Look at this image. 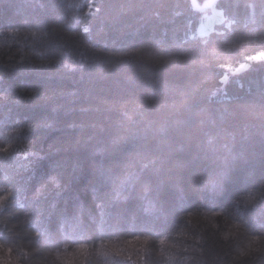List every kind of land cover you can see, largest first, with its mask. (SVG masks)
Segmentation results:
<instances>
[{
    "label": "trees",
    "instance_id": "trees-1",
    "mask_svg": "<svg viewBox=\"0 0 264 264\" xmlns=\"http://www.w3.org/2000/svg\"><path fill=\"white\" fill-rule=\"evenodd\" d=\"M260 54L264 0H0L9 264H264Z\"/></svg>",
    "mask_w": 264,
    "mask_h": 264
},
{
    "label": "rangeland",
    "instance_id": "rangeland-1",
    "mask_svg": "<svg viewBox=\"0 0 264 264\" xmlns=\"http://www.w3.org/2000/svg\"><path fill=\"white\" fill-rule=\"evenodd\" d=\"M202 17L203 18H201V20H200V23H202V24L199 23L198 30H200L201 27H206L208 25H212L213 22H214L213 21L214 18L215 19H218V20H221L222 19L221 13L219 11H216V10H214L212 12V15L211 16L209 15V16H202ZM208 17H210V18H208ZM261 59H264V55L263 54L256 55V56L252 57L250 60H261ZM245 66L246 65H241L236 70L237 71H240V70L244 69ZM221 80L222 81H225L226 80V77L224 76ZM108 248H109V251H113L112 250L113 247H108ZM84 249L85 248L82 247V246L79 247V248L78 247L74 248L72 250V252L69 254L70 259H72L71 261H73V262H79L80 258L85 254L84 253ZM0 259H2V263L1 264H9L10 259L7 256V253L4 252V254H2V251L1 250H0ZM57 260H60V258H57ZM69 264H73V263H69Z\"/></svg>",
    "mask_w": 264,
    "mask_h": 264
},
{
    "label": "water",
    "instance_id": "water-1",
    "mask_svg": "<svg viewBox=\"0 0 264 264\" xmlns=\"http://www.w3.org/2000/svg\"><path fill=\"white\" fill-rule=\"evenodd\" d=\"M191 2V5L192 7L195 9V10H200V11H203V10H206L208 8H212L214 7L215 3L217 2V0H206L204 1L201 5H199L196 0H190Z\"/></svg>",
    "mask_w": 264,
    "mask_h": 264
},
{
    "label": "bare ground",
    "instance_id": "bare-ground-1",
    "mask_svg": "<svg viewBox=\"0 0 264 264\" xmlns=\"http://www.w3.org/2000/svg\"><path fill=\"white\" fill-rule=\"evenodd\" d=\"M197 11H200V10H197Z\"/></svg>",
    "mask_w": 264,
    "mask_h": 264
}]
</instances>
